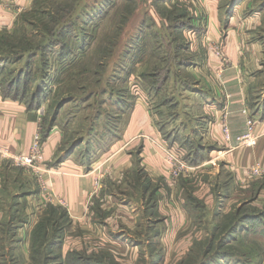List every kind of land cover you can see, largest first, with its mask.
<instances>
[{
	"label": "rangeland",
	"instance_id": "obj_1",
	"mask_svg": "<svg viewBox=\"0 0 264 264\" xmlns=\"http://www.w3.org/2000/svg\"><path fill=\"white\" fill-rule=\"evenodd\" d=\"M207 1L210 0H202L206 4ZM191 2L186 0L180 4L192 6ZM202 2L197 0V3ZM16 3L18 2L14 0H3L4 6L11 7V10L20 9L13 7ZM218 5L220 35L217 39H212L208 33L205 34V27H212L211 17L207 14L202 17L203 11L200 10L201 22L205 27L199 26V31L185 29V37L175 35L168 27L171 24L168 12L171 14L172 9L167 10L163 0H30V6L22 9L23 12H20L14 25L0 30V86L5 88L9 84H17V90L23 98L26 95L27 102L33 95L37 97L36 94L42 90L44 99L39 110L46 120L45 129L51 122L57 121L66 133L63 149L78 150V158L87 163L95 162L101 154L98 151L108 146L106 132L114 133L120 118L126 125L134 99L138 97L137 101L144 104L155 118L157 132H161L166 138L167 135L173 136L171 142L175 141L174 144L178 146L173 149H168L167 145L165 148L161 147V154L157 155L166 166L167 178L171 170H181L185 151L180 149L179 140H185L194 131L193 140H197L201 132L205 131V134L213 119L208 115L210 105L220 108L217 104L221 100L214 101V96L209 92L211 90L197 81L198 78H204L205 82L212 81L211 73L205 71L206 63L210 64L213 59L220 60L215 62L213 72L217 81L214 84L219 87V66L235 64L249 68L253 108L258 107L259 115L264 114V0H219ZM61 6L67 8H60ZM201 8L204 9V6L201 5ZM166 11L167 15H164ZM44 12L48 13L44 15ZM67 12L71 15H65ZM148 13L150 17L146 18ZM139 15L145 18L144 24L150 30L146 29L148 33H138L137 29H132ZM65 19L72 22L69 33L65 31L69 47L66 42L63 47L54 45L55 41H51L53 32L47 33V30L55 28L57 20L62 22ZM83 32L85 34L81 35ZM93 32H97L95 38ZM228 34L236 37L234 47L227 48ZM89 35L87 43L91 45L84 52L76 47L74 54L68 57L67 50L71 44L74 41L80 44L82 38L86 40L84 36ZM167 38L170 40L167 41ZM144 43L149 51L143 57ZM167 44H173L172 51H175L173 48H178L180 59L186 58V54L191 56L193 64L188 67L189 70L184 68L178 72V76L174 74L178 80L177 85L171 76L168 83L157 89L152 84L153 80L147 79L146 75L166 64L163 59L166 57ZM189 44L192 45V50ZM36 50H40V53ZM138 50L141 54L138 68L137 59L134 62L131 60L132 55L123 59V66H117L121 55ZM164 53L165 56L162 57ZM231 53L236 56L234 62L228 56ZM251 53L257 55L250 58L248 55ZM59 54L69 58L68 63L72 62L69 65L59 63ZM77 55L80 57L75 64V58L72 57ZM65 67L68 68L64 69ZM134 85L137 87L134 88ZM255 118L261 119L257 115ZM205 119L206 124L203 125ZM196 125L199 126L194 127ZM139 138L141 141L145 136L139 135ZM149 139L151 142L154 140ZM83 141L87 144L83 143L82 147L80 144ZM133 142L129 141V144ZM157 145L154 140V146ZM173 150L178 156V162L169 160L167 152ZM169 165L173 167L170 171ZM256 166L264 167L255 164L248 171ZM22 169H11L7 172L6 181L3 180L5 183H2L6 187L3 193L6 200L0 204V209L5 210L0 217V264H45L42 253L48 252L46 246L50 243L47 240L51 239L63 243V256L67 257L61 258L59 248L54 247L52 252H48L53 259L50 257L46 264H75L72 260L79 257L87 258L85 264H264V218L259 215L264 210V196L257 197V188L254 186L243 188L245 183L234 178L231 170L221 169L219 200L213 188L209 190L207 184H195L194 179L198 175L195 168L183 173L184 178L189 181L188 187L194 189H188V192L194 191L192 201L198 204L187 206L191 212L188 213V224L184 202L180 201L185 194L179 196V200L159 193L160 195L144 199V209L141 206L138 217L135 213L140 203L132 208L125 200L107 202L106 199V203L102 204L105 206L103 209L97 206L100 201L95 200L91 217L98 219L93 226V221L89 223L87 218L82 223L68 225L66 220H62L60 212H56L61 224H46V227H50L46 238L42 232L45 222L42 221L47 217L49 207L42 212L44 207L36 204L33 197H29L20 206L14 196V193L20 192V185L25 181L24 174L38 185L35 176L24 167ZM97 172L96 175H99ZM102 175L104 177V170ZM30 178L27 182H31ZM42 179L46 182L43 174ZM146 180L144 186H147L146 182L149 183L147 178ZM139 191V185L137 189L124 188V192L131 194ZM228 195L234 199L227 200ZM129 197L134 201L140 200V197L134 198L130 194ZM238 209L243 214L254 215L256 222L251 221L250 229H238V232L228 234L234 238L226 240L225 227L231 223L230 215L235 214ZM215 210L220 211V218L212 216ZM24 214L28 216L26 222L21 224ZM105 217L107 219L103 222ZM152 220H155L154 225L159 222V226L165 227L157 237L156 231L147 232ZM103 224L108 225L107 229ZM200 224L204 227L199 226ZM119 226L123 229L120 230ZM212 226L218 229L210 230ZM208 228L210 229L206 232ZM35 230L40 235L39 239L34 236ZM125 235L133 237L131 239L135 242L129 238L126 241ZM224 253L230 256L223 259L221 254ZM57 256L60 257L54 259Z\"/></svg>",
	"mask_w": 264,
	"mask_h": 264
},
{
	"label": "crops",
	"instance_id": "obj_2",
	"mask_svg": "<svg viewBox=\"0 0 264 264\" xmlns=\"http://www.w3.org/2000/svg\"><path fill=\"white\" fill-rule=\"evenodd\" d=\"M14 1L18 3L13 4V7H20L19 10L15 8H13L14 10H11V7L4 6L3 0H0V30L12 27L22 9L30 6V0ZM183 1L186 0H167L164 4H167L168 7H173L174 5L181 6L180 3ZM190 1H192L191 3L193 4L191 8V15L193 14L191 23L196 26L195 29L199 31V26H204L201 18L204 17V14L205 16L207 14L208 17H211L212 27L207 28V26H204L206 30L205 34L208 33L212 39H217L220 35V32H218L220 24L217 13L219 0H210L207 1V4L203 3L202 0H200L202 3H197V0ZM201 5L204 6L205 10L201 8ZM199 10L200 12L203 11L202 17L198 16ZM149 15L150 14L148 13L146 18H149ZM141 17L139 15L132 26V29L135 31L136 29L138 30L141 25H146L144 24L145 18H143V16ZM145 33L148 32L144 31V34ZM231 35L232 34H228L227 39L229 43L227 48H229V46L234 47L235 44L236 37H231ZM231 51H233V48H231ZM255 55L257 54L251 53L248 56L253 58ZM134 56L137 59L138 68L140 66V59H138V55ZM228 56L233 62L235 61V54L231 53L228 54ZM217 61L220 60L213 59L209 62L210 64L206 63L205 71L211 73L210 76L212 81L205 82L204 78L200 79L197 76V81L211 90L208 91L214 96V101H221L217 104L220 106L219 109L217 108L218 110L216 109L217 106L211 107L213 104L210 105L208 115H211V118L213 117L211 125L205 134H203L205 131H200L202 143L201 150H199V159L202 160L194 165L196 175L198 174L196 179H194V182L197 185L207 184L209 190L213 188V192L219 200L221 199L219 197L220 175L223 169L226 171L231 170L234 173V178L245 183L243 188L252 185L257 188V197L264 196V179L256 181V178H254V180L253 178H247L246 176V173L251 166L255 164L264 165V114L259 115L258 112H260V110L258 107L253 108L251 104V86L248 80L249 68H246L245 66L238 67L235 64L219 66V78L221 83V87H219L217 84H214L216 78L213 73L215 72L214 68L216 66L214 65ZM216 77L218 76L216 75ZM202 82L204 84H202ZM177 83L178 82H175V85H177ZM137 99L138 97L134 99L135 101L131 107V113L127 118L126 125L123 124L120 118L119 124L114 130V133H110L109 131L106 132L109 143L108 146L103 149L101 148L100 151H98L101 152V154L95 162L87 163L78 158V150L65 151L63 149L66 133L64 131L65 129L60 127L57 121L53 123L48 132V128L46 127L45 129L46 120L41 110L30 109L27 107L25 101L6 96L0 86V147L8 149L13 154L27 153L33 144L35 135L40 133L42 136L43 132L45 130L47 131V134L42 136L41 140L45 156V165L47 166L46 171L43 173V177L48 185V194L50 197L54 198L56 202L46 203L39 183L38 188L36 181L24 174L25 181L20 185V192H17L16 194L14 193L20 206L21 204L26 203V201L29 200V197H33V199L36 200V204L44 207L42 211L44 212L48 204L62 206L57 203V200L65 199L68 205L67 207H62L68 211L72 224L82 223L87 218L89 223L93 221L91 223L93 226L97 224L96 221L98 219L97 217H91V213L94 210L93 206L95 200L100 201L97 206L103 209H105V206L102 204L106 203V199L107 202L112 200H125L124 202H129L127 204H129V206L131 205L132 208L140 203L141 205L138 206V210L135 213V216L137 217L140 214L141 206L144 209V199L147 197L149 198V196L151 197L152 195L163 193L166 197L167 195L169 197L174 196L180 200L179 196L183 193L185 194V191H188L190 188L187 184L189 181L182 176L176 184L171 185L168 175L166 178V166L162 161V158H159L157 155L159 153L161 154V147L165 148L166 145L167 148L171 147V142L165 138L161 132H157L155 118L148 108L141 102H138ZM211 108H214V110ZM244 109L248 110L251 116L255 115L256 117L257 115L261 118L257 119L259 138L257 140V145L254 148L239 145L238 138L246 132V116L243 114ZM222 113L224 114L222 115ZM206 119L204 120L205 122H202L203 125L206 124ZM198 126L199 125H196L194 127ZM225 126L230 132L229 139L225 138L223 132ZM194 133L195 131L191 135H188V137L193 139ZM139 135L145 136V138L140 141V138L138 139ZM149 138L156 140L158 145L154 146V140L152 139L153 142H151ZM129 141L134 142L129 144ZM83 143L86 142L83 141L80 146ZM138 143L139 146L136 147V144ZM174 147L176 146L174 145ZM139 150L141 151L139 152ZM13 168H18V170L22 169V167H17L9 160L0 162V204L6 200L3 196V193L6 190V187L3 185L5 183H3V180L6 181L7 172L9 173ZM98 168L101 169V172L99 175H96V172L98 171L96 169ZM103 170L105 175L101 178L100 187L95 190L94 181L102 174ZM201 176L204 177L201 178ZM27 177L30 178L31 182H27ZM146 178L149 180V183L146 182L147 186H144L145 181H147ZM185 184L187 187H185ZM138 185L140 187L138 193L131 194L130 192H124V188L130 187L132 189H137ZM191 190H194L193 187H191ZM197 190L198 187L196 192ZM190 193L194 195V191H190ZM129 194L135 196L134 198L140 197V200L134 201L132 197H129ZM99 195L101 196L99 197ZM211 196L213 197V194H211ZM185 197L188 199L189 195L186 194ZM185 197L183 196L184 199L182 198L183 200L180 201L184 202L188 224V213L191 214V212L187 207L189 204ZM226 198L227 200L234 199V197L230 195L226 196ZM211 200L213 201L212 198ZM91 206L92 209L90 210ZM5 207L4 204V209ZM135 209H137V207ZM4 212L5 210L0 209V217ZM226 213L227 212H225V214ZM159 215L161 218V212H159ZM27 216L28 215L26 214L24 218L26 219ZM212 216L218 218L220 216V211L215 210ZM107 217H105L103 222L106 221ZM154 221L155 220H152V222L148 224L150 228L147 229V232L156 231L155 236L157 237L158 234H162L165 227L162 228V226H159V222L157 225H154ZM103 226H105L106 229L108 227L107 224H103ZM199 226L204 227L203 224H200ZM247 227L244 228L247 229ZM119 229L121 230L123 227L119 226ZM209 229L210 228L205 231L208 232ZM214 229L218 228L212 226L210 230ZM125 238L126 241L127 238L132 242L134 241L131 239L133 238L131 236L125 235Z\"/></svg>",
	"mask_w": 264,
	"mask_h": 264
},
{
	"label": "trees",
	"instance_id": "obj_3",
	"mask_svg": "<svg viewBox=\"0 0 264 264\" xmlns=\"http://www.w3.org/2000/svg\"><path fill=\"white\" fill-rule=\"evenodd\" d=\"M166 1L167 0H163V5H165L164 3ZM68 7H69V5H68ZM165 7H167V10L172 9L171 10L172 11L171 14H170V12H168V16L171 15V18H169L171 24H169L168 27L175 32V35L185 37V34H184V30L185 29L186 30L187 29H195L196 26L191 23V20L193 18L192 17L193 14L191 15L192 6H183V5L177 6V5H174L173 7H168V6H165ZM60 8H67V6H61ZM47 13L48 12H44L43 14L46 15ZM68 13L69 12H67L65 15H68ZM69 14L71 15V13H69ZM164 15H167V11H166V13ZM198 16H200V15H198ZM129 17H130V14H129ZM129 17H127V22L129 20ZM54 24H56L55 28H51L50 30H47V33L49 34V33L53 32V34L51 35V38L53 40L51 39V41H55L54 45H58V46L63 47V46H65V42L69 39V38H67L65 36H66V32H67V34L69 33L70 27L72 26V22L70 20H66L65 19V20H62V22L57 20ZM99 24L100 23H97L96 25H99ZM147 28H148L147 25H141V27L139 28L140 30L138 29L137 32L144 34V31H146ZM195 30H197V29H195ZM96 33L97 32H93L92 33L93 37L96 35ZM84 34H85V32H83L81 35H84ZM84 38H86V40H83V38H82V41H81L80 44H76L75 41H74V44H71V47L67 50V56L68 57H69L70 54H72V53L74 54V50H77V49H75L76 47L84 52L88 48V46L91 45V44L88 45V43H87V41H88L87 39H90V35L89 36H84ZM94 38L92 40H94ZM168 40H170V39L167 38V41ZM176 40H178V38H176ZM67 45H68V43H67ZM68 47H69V45H68ZM172 47H173V44H167L166 57L163 59L164 62L166 61V64L163 67L159 68L160 70L159 69L156 70V71L152 70V71L149 72V74L146 75L147 79L153 80L152 84L157 89L162 87V85L164 83H166V82L168 83L171 76L174 77V81L175 82H178V80L174 76V74L177 75V73L181 72V70L184 69V68L187 70L188 67L193 64V60H192L191 56L186 54V58L180 59L181 56H179L178 48H173L175 51H172ZM174 47H176V46L174 45ZM191 47H192V45L190 46V44H189V48H191ZM144 50L145 51L142 54L143 57L146 56V54L149 51L146 43H144ZM36 51H38V53H40V50H36ZM129 52L126 55H121L120 54L121 56L118 59L119 63H118V65L117 64H115V65H117L118 67L119 66H123V64H124V60L123 59L125 57H127L128 55H129V57L132 55L131 60L133 62H134V60H136V57L134 55H138L139 57L138 56L137 57H138V59H140V55L141 54H140L139 50L138 51H132V54H130ZM152 55L153 56H157V55H154L153 53H152ZM161 56L164 57L165 53L162 54ZM78 57H80V56L77 55L76 57H72L73 59L75 58V60H73V61H75V64L77 63ZM58 59H59V63H68V61H69V58H64L62 55L60 56V54L58 55ZM71 62L72 61H70V63ZM70 63H68L67 65H69ZM115 63H117V61ZM59 65H61V64H59ZM68 67H65L64 69H67ZM149 68L150 67H148V69ZM174 71H175V73H172ZM112 72H114V71H112ZM179 81H181V80H179ZM15 85H17V84H15V83L14 84H9L5 88L3 86H1V89L3 90V93L6 96L12 97L13 99H19V100L25 101L27 107L30 108V109H35L36 110V109L40 108V106L42 104V100L44 99V98H42V95H43V91L42 90L38 94H36L37 97H35L33 95L31 97V100L29 102H27L26 95L24 94V98H23V96L20 95V93L17 90V87ZM13 91H15V92H13ZM34 97L38 98L37 102L35 101ZM251 99H252V97H251ZM251 104H252V107H253V105H254L253 101H252ZM52 125H53V123L51 122L50 126L47 127L48 128V130H47L48 132H49V129L52 127ZM47 131H44L42 136L46 135ZM197 135H198V132H197ZM198 136H200V135H198ZM167 139L170 140V142H171L173 140V136H171V135L168 136L167 135ZM174 143H175V141L170 143L171 144L170 145L171 148H174V145H175ZM179 143H180V146H181L180 149L182 151H185V154H184L183 157H184V159L186 160L187 163H189L190 165L194 166L199 161L202 160V159H199V154H200L199 150H201V143H202L201 136L197 140H193V139H190L189 137H186L185 140L180 139ZM176 147H178V146H176ZM140 151L141 150H139V152ZM200 158H201V156H200ZM262 179L263 178H256V181H261ZM157 187H158V185H157ZM185 187H187L186 184H185ZM189 190H191V187L189 188ZM186 194L189 195L188 199L186 198L189 206L190 205L191 206H198L197 203L192 201L193 198L191 196H193V194L188 192V191H185V195ZM199 204L201 205L200 201H199ZM202 206H204V204H202ZM48 207H49L48 209H50V210L47 212V217L42 221V222H45V225H44V228H43L44 231H42V232H43V234H44V236L46 238L49 235V228H50V227H46V224L47 225L50 224V226L52 224L60 225L61 224L59 222L60 216H62V220H66L67 221L68 225H72V220H71V218L69 216L68 211L65 208H63L62 206H59V205H54V204H48ZM56 212H60L59 213L60 216H58V218L55 215ZM259 215H261V218H264V210ZM230 216H232V220L229 221V222H231L229 224L230 226L228 225L229 228H228V226L225 227V230H226V233H227L226 236H225L226 240H228L230 238H234L233 235L229 236V235H231V233L238 232V229H240V231L244 230L245 229L244 227H247V226H248L247 228L250 229V227H252V224H251L252 222L251 221L256 222L255 221L256 219H255L254 215H251L250 213L243 214L241 212V209H238L235 212V214H231ZM20 222H21V224H23L24 222H26V219L23 218V219H21ZM245 225H247V226H245ZM34 236H37L38 239L40 238V235L36 234V230L34 232ZM33 238L35 239V237H33ZM35 241H36V239H35ZM47 242L50 243V244H48L46 246V249L48 250V252H52L51 250L54 247L59 248V250H60V254L59 255L62 258V256H63V250H62L63 243L61 241L60 242L54 241V239L53 240L51 239L50 241L47 240ZM220 248H222V246H220ZM48 252H46L44 254L42 253V256H43L45 264L49 260L50 257H52V259H53V256H50V254ZM219 252H221V251H219ZM219 252H217V254ZM221 255H222L223 259H226V258H228L230 256L227 253H224V254H221ZM60 256L54 257V259L55 258H59ZM218 256H219V254H218ZM66 257L67 256H65L64 258L66 259ZM86 260H87V258H85V257H79L76 260H72V261H74L75 264H85Z\"/></svg>",
	"mask_w": 264,
	"mask_h": 264
},
{
	"label": "built area",
	"instance_id": "obj_4",
	"mask_svg": "<svg viewBox=\"0 0 264 264\" xmlns=\"http://www.w3.org/2000/svg\"><path fill=\"white\" fill-rule=\"evenodd\" d=\"M137 87V85H134V88ZM138 91V89H136ZM139 94V93H137ZM243 114L246 116V132L241 135L238 138L239 145L240 146H245V147H252L257 144V140L259 138V134L257 132V119L255 116H251L249 114V111L244 109ZM223 132L225 134V138L229 139L230 138V132L229 129L225 126L223 128ZM42 136L40 133L36 134L34 137L33 144L27 153H19V154H13L11 153L8 149L0 147V161H5L9 160L15 165H19L24 167L25 169L29 170L36 178L38 181L41 192L43 195V198L45 199L46 203H55L56 200L48 194V185L47 183L42 179V174L43 172L46 171L47 166L45 165V156L42 148ZM168 149H173L169 147ZM168 157L170 162H175L177 161L176 159L178 156L175 154V151H169ZM178 162V161H177ZM100 168V167H99ZM96 169L98 172H101V169ZM172 165H169V171L171 170ZM194 169V166L190 165L189 163L186 162L185 159H183L181 170L179 172H170L169 178L170 179V184L174 185L180 177L184 176V172L189 171ZM247 178H263L264 179V167L256 166L254 167L250 172L248 171L246 173ZM103 175L101 174L98 176L95 181H94V186L95 190H97L100 187V182L101 178ZM57 203L67 207V202L65 199H58Z\"/></svg>",
	"mask_w": 264,
	"mask_h": 264
}]
</instances>
